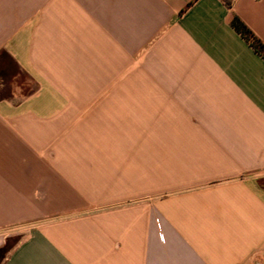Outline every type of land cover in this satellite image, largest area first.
Segmentation results:
<instances>
[{"label":"crops","instance_id":"crops-1","mask_svg":"<svg viewBox=\"0 0 264 264\" xmlns=\"http://www.w3.org/2000/svg\"><path fill=\"white\" fill-rule=\"evenodd\" d=\"M264 0H0V264H264Z\"/></svg>","mask_w":264,"mask_h":264},{"label":"trees","instance_id":"trees-1","mask_svg":"<svg viewBox=\"0 0 264 264\" xmlns=\"http://www.w3.org/2000/svg\"><path fill=\"white\" fill-rule=\"evenodd\" d=\"M233 28L242 35L257 52L264 56V43L246 26V24L240 20V18L235 17L232 22ZM14 244L8 242L3 248L0 249V263L6 257L7 253L12 249Z\"/></svg>","mask_w":264,"mask_h":264},{"label":"rangeland","instance_id":"rangeland-1","mask_svg":"<svg viewBox=\"0 0 264 264\" xmlns=\"http://www.w3.org/2000/svg\"><path fill=\"white\" fill-rule=\"evenodd\" d=\"M15 240H16V239H11L10 242H11L12 244H14Z\"/></svg>","mask_w":264,"mask_h":264}]
</instances>
